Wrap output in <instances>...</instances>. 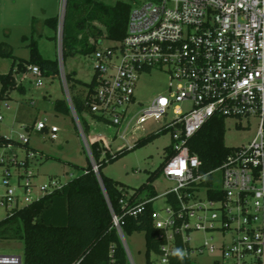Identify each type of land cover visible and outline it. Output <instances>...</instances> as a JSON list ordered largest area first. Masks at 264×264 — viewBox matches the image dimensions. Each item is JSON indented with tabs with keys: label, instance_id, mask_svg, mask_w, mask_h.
Instances as JSON below:
<instances>
[{
	"label": "built area",
	"instance_id": "1",
	"mask_svg": "<svg viewBox=\"0 0 264 264\" xmlns=\"http://www.w3.org/2000/svg\"><path fill=\"white\" fill-rule=\"evenodd\" d=\"M58 31L59 77L65 100L101 183L91 142L72 104L62 65L61 26ZM109 41L111 44L103 46L100 40L92 53L95 63L90 86L83 95L87 97L83 116L90 126L123 128L122 139L130 127L139 130L151 119L160 122L157 132L169 131L171 141L164 149L167 159L161 174L173 187L163 194L162 212L155 208L151 212L162 240L157 264H166L168 256L177 251L178 239L183 244L180 252L188 257L208 250L219 253L214 260L218 264H264V0H145L131 6L124 37ZM25 66L40 86L44 76L39 66ZM153 70L168 76L167 88L144 105L136 100L135 89L139 78ZM183 103L188 107H182ZM214 116L255 119L257 130L248 143L234 147L221 165L202 172L188 141ZM31 129L46 132L50 140L56 139L58 132L45 119L35 121ZM19 139L28 143L27 135L19 134ZM32 157L35 152L31 150L22 159L0 154V208L5 216L21 207L16 187L22 188L26 204L32 201L30 193L36 187L30 180ZM10 166L17 170L15 184L11 183ZM208 180L211 185L204 184ZM61 185L52 177L38 189L43 195ZM119 190L122 196L118 205L131 216L141 213L146 201L157 199L155 196L128 206L126 200L132 192ZM167 194L174 196L175 207L167 201ZM107 202L124 244L122 216L114 212L108 198ZM197 230L219 233L222 239L217 243L210 236L192 245L191 233ZM126 256L129 264H135L127 250ZM0 264H23V258L0 255Z\"/></svg>",
	"mask_w": 264,
	"mask_h": 264
},
{
	"label": "trees",
	"instance_id": "2",
	"mask_svg": "<svg viewBox=\"0 0 264 264\" xmlns=\"http://www.w3.org/2000/svg\"><path fill=\"white\" fill-rule=\"evenodd\" d=\"M65 1L61 26L62 60L69 55L93 53L99 41L104 38L118 41L124 37L131 4L122 1H117L114 5L95 0ZM95 22L102 28L95 25ZM45 23L56 32L58 17H49ZM52 39L56 40V36ZM0 55L12 58L9 71L0 74V100H8L14 90L25 92V87L15 79L18 73L25 72V65H38L44 77L59 74L57 59L43 58L35 41L29 45L28 59L14 56L6 43H0ZM65 76L69 92L77 84L84 88L90 86L89 83L76 79L74 72H66ZM70 95L86 135L91 129L83 116L87 112V97ZM53 109L63 115H70L71 112L65 99H56ZM224 121L223 117L210 118L188 141L191 152L201 162L202 172L217 168L233 149L224 144ZM75 129L77 130L76 126ZM164 132L167 130L147 134L136 139L130 148L124 147L115 152L102 141H92L89 146L98 165L101 183L88 161L81 174L62 183L60 188L9 211V214L0 219V239L22 241L23 264H129L125 246L113 224L108 198L114 212L122 216L120 227L123 235L143 232L146 264H157L162 240L158 237L159 230L151 218L153 201H146L143 211L137 216L124 214L118 205L122 196L119 188L124 190V185L105 176L101 170L107 163L114 162L130 150L145 146ZM8 145L21 147L25 152L31 150L27 143L23 144L0 134V147ZM168 148L166 146L165 150ZM103 150L105 155L101 156ZM166 159L167 156L156 170L149 173L146 181L132 191L126 200L128 206L157 195L152 182L161 174ZM204 184L211 185V180ZM166 199L175 207L173 195L167 194ZM182 247L183 244L178 239L177 250L180 252ZM176 253L177 251L168 256L166 264H196L190 257L184 254L181 257ZM211 264L218 262L213 261Z\"/></svg>",
	"mask_w": 264,
	"mask_h": 264
},
{
	"label": "rangeland",
	"instance_id": "3",
	"mask_svg": "<svg viewBox=\"0 0 264 264\" xmlns=\"http://www.w3.org/2000/svg\"><path fill=\"white\" fill-rule=\"evenodd\" d=\"M95 1L107 5H114L117 1H122L133 6L145 0ZM63 14V0H0V43L8 44L14 56L28 59L29 45L35 41L43 58L57 59L59 63L57 39L59 26H62ZM53 16L58 17L56 32L45 23L47 18ZM94 24L102 28L97 22ZM54 35L56 40L52 39ZM109 44L111 42L104 38L103 46ZM11 62L12 58L0 55V69L5 71L3 73L9 71ZM94 63V56L91 53L66 56L62 65L64 72H74L76 79L82 83H89L93 75ZM15 78L18 80L17 83L25 87V92L20 93L14 90L10 100L0 103V114L3 118L0 121V134L17 141H20L19 134L28 136L27 145L34 148L35 151V157L29 159V169L33 174L30 180L32 184L36 185L30 193L31 199L34 200L42 195L38 186L47 183L52 177L61 183H65L81 174L90 159L82 136L78 129H75L76 123L72 113L63 115L53 109V103L56 99H65L59 74L42 77L40 86L35 84V78L29 75L27 70L18 73ZM167 84L168 76L163 72L153 70L150 74H143L135 89L136 100L144 105L149 103L153 97L165 93ZM70 93L82 98L85 88L77 84L70 88ZM182 107L187 108L188 104L183 103ZM44 119L48 124L58 128L56 139L50 140L46 132H35L31 129L34 121ZM237 124H241L242 127L237 126ZM159 127L160 122L151 119L143 123L139 130H132L130 127L122 139L119 135L123 128L117 129L103 124H93L85 136L88 142L102 141L104 145L110 146L112 152H115L125 146L130 148L134 140L157 132ZM224 129L225 146L234 148L248 143L254 137L257 121L255 119L235 120L227 118L224 121ZM170 141L169 131L161 133L145 146L130 150L114 162L107 163L101 171L105 176L124 185V190L130 193L146 181L150 172L159 167L165 156L164 149L170 144ZM1 153L15 154L18 159H22L25 155L24 149L18 146L0 147ZM9 169L12 174L11 183L15 184L17 170L11 166ZM1 171L2 168L0 167V173ZM18 171L21 173L23 170L19 168ZM215 176L219 177L218 174ZM152 184L157 194V199L153 203L154 208L161 213L165 207L163 194L173 187V183L166 179L163 174H160ZM15 192L20 200L19 206L26 204L22 188L16 187ZM4 217L5 210L0 208V219ZM210 236L213 238L212 241L217 243L222 239L219 233L197 230L191 233V243L197 245ZM227 236L228 234L225 235V237ZM124 244L135 264H146L143 232L124 235ZM22 251V241L0 239V255L23 257ZM190 258L196 264H211L219 258V253L206 250L202 254L192 255Z\"/></svg>",
	"mask_w": 264,
	"mask_h": 264
},
{
	"label": "crops",
	"instance_id": "4",
	"mask_svg": "<svg viewBox=\"0 0 264 264\" xmlns=\"http://www.w3.org/2000/svg\"><path fill=\"white\" fill-rule=\"evenodd\" d=\"M6 65H7V64H6ZM10 66H11V64H10ZM9 68H10V67H9ZM3 70H4V69H0V73H1V74H2L3 72H5V71H3ZM16 81H18V80L16 79ZM21 85H22V84H21ZM12 92H13V91H12ZM12 92H11V93H12ZM11 93H10V98H9V100L12 98V97H11ZM34 122H35V121H34ZM34 122H33V123H34ZM32 125H33V124H32ZM27 144H28V143H27ZM29 147H30V146H29ZM30 148H31V150H32L33 152H35V151H34V148H32V147H30ZM156 196H157V195H156ZM153 203H154V202H153ZM153 205H154V204H153Z\"/></svg>",
	"mask_w": 264,
	"mask_h": 264
},
{
	"label": "clouds",
	"instance_id": "5",
	"mask_svg": "<svg viewBox=\"0 0 264 264\" xmlns=\"http://www.w3.org/2000/svg\"><path fill=\"white\" fill-rule=\"evenodd\" d=\"M177 255H180L181 257H182V253L181 252H179V250H177V253H176Z\"/></svg>",
	"mask_w": 264,
	"mask_h": 264
},
{
	"label": "water",
	"instance_id": "6",
	"mask_svg": "<svg viewBox=\"0 0 264 264\" xmlns=\"http://www.w3.org/2000/svg\"><path fill=\"white\" fill-rule=\"evenodd\" d=\"M65 4H66V1L64 2V5H63L64 8H65Z\"/></svg>",
	"mask_w": 264,
	"mask_h": 264
},
{
	"label": "snow or ice",
	"instance_id": "7",
	"mask_svg": "<svg viewBox=\"0 0 264 264\" xmlns=\"http://www.w3.org/2000/svg\"><path fill=\"white\" fill-rule=\"evenodd\" d=\"M162 103H163V101H162Z\"/></svg>",
	"mask_w": 264,
	"mask_h": 264
}]
</instances>
